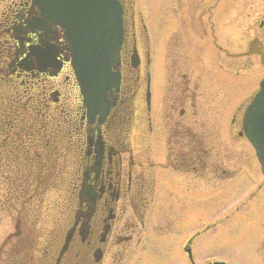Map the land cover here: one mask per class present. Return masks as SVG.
<instances>
[{"label": "flooded vegetation", "instance_id": "obj_1", "mask_svg": "<svg viewBox=\"0 0 264 264\" xmlns=\"http://www.w3.org/2000/svg\"><path fill=\"white\" fill-rule=\"evenodd\" d=\"M120 3L119 86L92 112L83 103L61 26L44 24L32 0H0V208L8 210L17 202L24 208L0 244V264L214 261L197 262L196 244L205 229L187 235L184 196L178 198L171 188L200 192L204 177L216 183L229 175L219 161L210 160L214 151L203 134L201 84L186 70L203 68L208 58L213 63L214 55L262 53L264 17L255 25L249 18L227 22L219 30V0H165L154 10L142 7L140 0ZM255 29L261 35L252 34ZM228 32H238L241 41ZM241 45L245 48L234 50ZM156 81L162 100L155 118L163 110L162 123L152 117ZM140 97L146 131L133 114ZM47 109L61 116L55 124L61 142L55 148L68 154L72 164L58 181L66 187V201L45 237L42 228L23 227L22 218L38 217L41 207L29 205L43 195L42 178L31 167L38 168L42 160Z\"/></svg>", "mask_w": 264, "mask_h": 264}, {"label": "rangeland", "instance_id": "obj_2", "mask_svg": "<svg viewBox=\"0 0 264 264\" xmlns=\"http://www.w3.org/2000/svg\"><path fill=\"white\" fill-rule=\"evenodd\" d=\"M140 2L142 7L154 10L165 0H140ZM204 2L210 4L213 0H204ZM219 3V30L227 22L240 23L249 18L255 25L259 19L264 17V0H219ZM227 6L229 8L224 11L222 7ZM156 14L153 13L152 17L156 18ZM255 30L252 34L261 35L259 29ZM242 34L241 31L240 35ZM229 35V38L235 42L241 41L238 32H235V35L230 33ZM221 40L220 38L218 43L222 44ZM262 41V53L233 58L221 54L222 58H218L219 61L221 60V64L217 63V56L214 55L213 63L208 58L205 59L206 63L202 65L203 68L188 67L189 69L186 70L187 76L191 79L198 77V82L201 84L203 134L206 146L208 145L210 150L214 151L210 160L213 158L219 161L221 166L227 169L225 172H229L227 176H219L220 179L216 183H211L207 177H204L203 188L200 192L193 190L184 192L177 186L171 187L177 192L178 198L180 195L184 196L187 235L198 228L205 229L196 244L198 252L196 259L200 263L217 259L226 264H264V185L257 189L258 184H264V176L260 172L253 147L245 136L238 134L241 129L243 108L257 89L259 80L264 76L263 38ZM242 48H245L244 45L234 50L238 51ZM228 50L232 51V49ZM228 60L233 65H223V62L226 63ZM161 100L162 88L156 81V84H153L151 99L152 117L162 123L163 110L161 113L159 110V116L155 118ZM135 104L134 118L141 124V131H146L147 128L143 121L145 114L143 98H136ZM56 114L53 109L45 111L44 119L47 122L48 117V122L45 125L43 138L44 143L53 148L52 164L60 166L62 163L60 167H55L54 178L57 181L54 184L47 183L48 188L43 189L42 197L39 194V198H34L29 202L32 208L35 204L40 203L38 217L34 218L33 215H30L22 218L23 227L31 226L36 232L42 228V234L45 237L56 224L58 206L66 201V187L64 189V186H59L58 181L66 178L72 164L68 160V154L61 152V148H55L56 142L57 144L61 142L60 136L56 138L48 130V127L54 128L57 119L61 117ZM156 145L158 147V143L153 144L155 147ZM46 150L49 152L48 146ZM216 151L217 153H215ZM247 177L249 180L246 179ZM251 178L256 181H252ZM255 188L257 189L256 193L251 198L248 197ZM173 200L174 197H172ZM241 202L244 204L239 207ZM2 203L3 201H0V204ZM7 209L0 208V244L6 235L15 229L18 216L24 214V208L20 202L12 203V206ZM207 225H211V227L206 229Z\"/></svg>", "mask_w": 264, "mask_h": 264}, {"label": "water", "instance_id": "obj_3", "mask_svg": "<svg viewBox=\"0 0 264 264\" xmlns=\"http://www.w3.org/2000/svg\"><path fill=\"white\" fill-rule=\"evenodd\" d=\"M44 24L64 29L72 66L84 103L93 111L119 84V50L122 41L121 6L118 0H33ZM241 128L253 146L264 174V77L245 107ZM213 264H225L215 261Z\"/></svg>", "mask_w": 264, "mask_h": 264}, {"label": "trees", "instance_id": "obj_4", "mask_svg": "<svg viewBox=\"0 0 264 264\" xmlns=\"http://www.w3.org/2000/svg\"><path fill=\"white\" fill-rule=\"evenodd\" d=\"M47 122H48V117H47ZM46 120L44 119V132H45V125L47 124ZM49 133L53 136H55L57 138L58 133L55 130V126L54 128L50 129V127H48ZM61 137V136H60ZM44 145V150L42 152V155H40L41 157V161H38L37 163L38 168L37 167H31L32 171L34 172V175L37 174V176H41L42 178V188H48V184L51 183L53 184V180H54V173H55V169L57 167H60L62 165V163L60 164V166H57L56 164L53 165V161L51 160V154H53V150L50 148L49 144H45L43 142ZM48 146L49 152H47L46 148ZM50 155V156H49ZM33 156H35V154H33ZM35 162H33L34 164ZM35 165V164H34ZM56 167V168H55ZM35 168V169H34ZM38 169V170H37ZM40 170V171H39ZM32 172V173H33ZM38 172V173H37ZM41 173V175L39 174ZM36 176V175H35ZM48 183V184H47Z\"/></svg>", "mask_w": 264, "mask_h": 264}]
</instances>
